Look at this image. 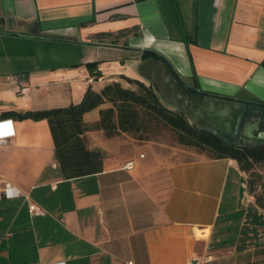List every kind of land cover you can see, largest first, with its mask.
Masks as SVG:
<instances>
[{"label":"crops","instance_id":"1","mask_svg":"<svg viewBox=\"0 0 264 264\" xmlns=\"http://www.w3.org/2000/svg\"><path fill=\"white\" fill-rule=\"evenodd\" d=\"M123 77L194 123L223 108L215 96L264 102V0H0V115L133 88ZM0 137V264H207L228 241L235 264H264V213L234 159L93 129L103 171L66 180L47 120H0Z\"/></svg>","mask_w":264,"mask_h":264},{"label":"trees","instance_id":"2","mask_svg":"<svg viewBox=\"0 0 264 264\" xmlns=\"http://www.w3.org/2000/svg\"><path fill=\"white\" fill-rule=\"evenodd\" d=\"M87 67L93 72L98 63H88ZM123 78L133 88H125L120 82L110 83L101 91L89 87L78 103L37 111H8L0 115V120H47L54 140L56 161L66 180L103 171L106 153L88 147L86 132L93 129L103 130L108 138L126 133L136 140L146 141L159 130L169 128L177 133L180 144L196 147L204 152L201 154H212L208 157L213 159H234L247 174L254 165L264 164L263 151L235 150L197 123H192L184 111L168 108L153 85ZM106 103L112 106L100 111L101 118L97 124L84 122L86 113Z\"/></svg>","mask_w":264,"mask_h":264},{"label":"flooded vegetation","instance_id":"3","mask_svg":"<svg viewBox=\"0 0 264 264\" xmlns=\"http://www.w3.org/2000/svg\"><path fill=\"white\" fill-rule=\"evenodd\" d=\"M215 97L220 99L223 108L207 110L200 117L203 116L220 130L228 132L231 143L227 144L235 150L264 152V102L258 99ZM193 114L194 110L191 112Z\"/></svg>","mask_w":264,"mask_h":264},{"label":"rangeland","instance_id":"4","mask_svg":"<svg viewBox=\"0 0 264 264\" xmlns=\"http://www.w3.org/2000/svg\"><path fill=\"white\" fill-rule=\"evenodd\" d=\"M191 122L194 123L192 120ZM146 141L167 145L166 147L169 150L175 152L176 158L180 157L184 160L191 159L195 157L196 154L204 153L196 147L180 144L177 133L169 128L159 130L156 134L151 136L150 140ZM205 154L207 156H212V154H208L207 152H205ZM248 182L249 195L253 198L255 205L264 213V164H256L253 166L252 170L248 173ZM260 205H263V208L260 207ZM234 225L235 223L230 226L234 227ZM232 231L235 232V230ZM237 246L238 245L235 243L231 244V241L214 244L213 248H211V254H220L219 260L211 258L207 264H235L240 251H242L239 249L237 250Z\"/></svg>","mask_w":264,"mask_h":264},{"label":"water","instance_id":"5","mask_svg":"<svg viewBox=\"0 0 264 264\" xmlns=\"http://www.w3.org/2000/svg\"><path fill=\"white\" fill-rule=\"evenodd\" d=\"M198 125L207 130L208 132L212 133L216 137H218L220 140L226 142V143H231V140L229 139V133L220 130L216 125L212 124L210 121L206 120L204 117L199 118L197 120Z\"/></svg>","mask_w":264,"mask_h":264},{"label":"built area","instance_id":"6","mask_svg":"<svg viewBox=\"0 0 264 264\" xmlns=\"http://www.w3.org/2000/svg\"><path fill=\"white\" fill-rule=\"evenodd\" d=\"M6 141V138L5 137H0V146L3 145ZM134 166V163L133 162H129L126 164V168L127 169H131L133 168ZM14 188L12 187L11 183H8V182H5V185H4V194L8 197L10 196H17L19 195V192H17L15 195L11 194V191L13 190ZM32 212L33 213H36V214H44V211L39 208V207H35L32 209ZM53 264H60V263H53ZM193 264H206L205 262L203 261H199V260H195Z\"/></svg>","mask_w":264,"mask_h":264},{"label":"bare ground","instance_id":"7","mask_svg":"<svg viewBox=\"0 0 264 264\" xmlns=\"http://www.w3.org/2000/svg\"><path fill=\"white\" fill-rule=\"evenodd\" d=\"M200 234V233H199Z\"/></svg>","mask_w":264,"mask_h":264}]
</instances>
